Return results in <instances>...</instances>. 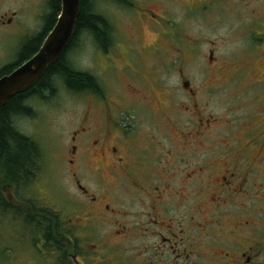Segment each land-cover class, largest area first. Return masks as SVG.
Segmentation results:
<instances>
[{"label": "flooded vegetation", "instance_id": "obj_1", "mask_svg": "<svg viewBox=\"0 0 264 264\" xmlns=\"http://www.w3.org/2000/svg\"><path fill=\"white\" fill-rule=\"evenodd\" d=\"M103 1L106 2L90 0L89 4L91 11L105 23L102 29L106 31L107 48L104 49L97 36L85 30L73 46L69 44L65 55L75 68L72 53L82 38L87 37L101 52L99 55L104 59L105 69L110 71L114 81L120 79L122 72L119 66L129 78L138 80L137 72L133 70L138 66L132 63V55H141V65L147 56L158 58L161 52L168 51L162 31L166 27L172 32L170 39L173 43L169 47L176 50L178 25L173 18L164 16L167 3H183L187 13L200 21L214 3L221 6V0H108L115 10L125 13L128 20L139 26L137 34L125 41L123 55L118 61L119 56H113L114 48L119 47L118 41H114V26L109 17L97 9V4ZM218 17L221 21V16ZM107 22L112 25L109 27ZM236 22L240 25L242 20L236 19ZM0 24L10 25L12 19L0 17ZM145 24L155 32L153 40L148 43L138 40V31L143 32L141 26ZM138 42L141 48H137L140 47ZM259 43L255 45L263 54L264 39L260 38ZM188 45L187 48L182 46L186 53L194 49L191 41ZM209 52V65L221 70V57L216 56L215 43H211ZM248 84L253 85L252 88L247 87L250 97L237 110L243 115L221 123V136L224 138L220 147H212V155L206 145V133L212 126V119L203 117L201 107L194 105V117L199 121L196 129H181L176 125L174 131L180 135L175 146L169 147L165 154L161 143H155L151 138L143 139L142 145L135 126L125 123L127 116L134 111L133 106L134 109L153 111L156 108L161 111L162 103L153 104L151 98L143 96L135 88L132 89L135 97L129 99L132 105L124 108L118 106V99H108L103 88L100 93H90L94 102L105 103L103 117L96 129L91 113L85 114L73 133V145L67 158L72 181L89 209L79 218L81 224L62 229H48V225H44L47 224V210L39 199L41 206L34 203L32 171L21 175L20 184L13 181L3 184V189H0V201H3L1 196L9 199L8 204L2 203V206L11 208L19 216H24L26 222L27 219L31 222L27 223L28 229H22L26 232V240L22 241L32 250L29 256L31 264H264V98L251 97L252 91L260 90L261 95L264 94V90L257 87L264 86V82ZM184 88L193 97L196 95L190 82H185ZM153 93L157 95L154 90ZM42 101L35 94L25 102L32 109L33 104ZM190 108L186 107V111ZM165 111L169 123H172L170 116L174 110L165 105ZM160 114L165 116L163 112ZM23 117H15L14 123ZM119 117L123 118V125ZM95 132L97 134H93ZM89 157L98 165L93 182L101 187L109 178L116 179L140 208L139 213L146 221L138 229H127L126 226L119 229L115 226L116 219L112 221L115 229H95L96 222L111 223L107 216L114 217L116 211H111L110 197L105 200L104 195L107 194H102V197L91 194L82 184ZM194 158L196 162H193ZM172 159L176 160L177 166L171 164ZM164 164L167 165L164 167ZM40 171L36 174L35 183L39 180ZM28 180H31L29 184H23ZM22 191H25V200ZM179 197L183 199L179 201ZM248 201L252 204L247 206L245 202ZM179 205L185 208L186 223L177 218ZM34 215L41 216L38 219L42 220V229L38 227L39 221L34 226ZM84 222L88 228L94 225L93 229H86ZM125 248L135 250L131 254V262L123 258Z\"/></svg>", "mask_w": 264, "mask_h": 264}, {"label": "rangeland", "instance_id": "obj_2", "mask_svg": "<svg viewBox=\"0 0 264 264\" xmlns=\"http://www.w3.org/2000/svg\"><path fill=\"white\" fill-rule=\"evenodd\" d=\"M49 1L0 0V17L12 19L10 25L0 24V70L16 63L27 41L43 31L44 18L50 12ZM182 4L167 3L164 15L169 19L173 18L178 25L176 50L169 47L173 43L170 39L172 32L166 27L162 31L165 34L167 52H161L158 58L147 56L141 65V55H132V63H137L138 66L133 69L137 72L138 80L129 78L119 66L122 73L120 79L116 74L118 79L114 81L110 71L105 69L104 59L99 55L101 52L93 46L91 40L86 39L87 37L82 38L79 47L73 51L71 60L77 71L91 74L99 80L105 96L108 99H118L116 103L119 107L132 105L129 99L135 97L133 88L142 92L143 96L151 98L153 104L162 103L161 111L156 108H153V111L146 108L134 109L133 106L134 111L127 116L126 120L129 121L125 123L135 126L142 145L143 139L151 138V141L161 143L165 154L169 147L175 146L177 136L180 135L174 131L176 125L181 129H196L199 121L194 117V105L201 107L203 117L212 119V126L206 133V145L211 153L212 147H220L224 138L221 136V123L226 119L236 120L243 115L242 111L237 110L247 97H250V89L247 87L252 88L253 85L248 83L264 82V53L261 54L260 48L255 45L260 44V38L264 39V0H221V6L214 3L201 21L196 16L189 15ZM111 8L113 7L108 0L97 4L100 13L107 15L114 26V41H118L119 47L114 48L113 56H119L120 61L122 49L126 46L125 41L137 34L136 29L139 26L128 20L125 13ZM218 16H221V21ZM236 19L242 20L240 25H237ZM141 29L143 32L138 31V40L151 42L155 32L147 24L141 26ZM189 41L194 44V49L186 53L182 46L187 48ZM211 43L216 44V56L221 57V70H215L209 65ZM137 46L141 48V43L138 42ZM127 62L129 63L128 60ZM133 70L130 69L131 72ZM185 82H190L194 87V97L184 88ZM155 85L159 88H154ZM257 87L264 90L263 85ZM57 89L55 97L32 105L33 117L24 116L16 120L15 126L23 135L37 142L43 151L39 180L36 183L34 181L31 186L36 195L33 197L34 203L38 207L41 206L39 199L45 204L47 212L53 210L60 213L64 226L75 228L81 224L79 218L89 209L87 203L80 198V191L72 181V171L67 164L69 150L73 145L71 138L88 112L92 115V121H95V128L98 129L105 103L94 102L90 93H71L63 83L57 84ZM153 90L157 95H154ZM251 94V97L264 98L260 90L252 91ZM97 104L98 106H95ZM165 105L174 110L170 116L172 123H169L167 118ZM186 107L191 108L186 111ZM160 112L165 113V116ZM119 122L123 125V118L119 117ZM196 161L194 158L193 162ZM171 164L177 166L176 160L172 159ZM166 165L164 164V167ZM97 167V163L89 157L82 184L91 194L99 197L107 194L104 195L105 200L110 197L111 211L116 212L113 213L114 217L107 216L111 223L96 222L95 229H115L112 222L115 219V226L119 229L121 226L138 229L141 223L146 221L139 213L140 208L132 201L124 185L116 179L109 178L101 187L95 184L93 174ZM1 187L0 185V189ZM22 192V198L25 200V191ZM2 199L0 264H31V247L22 241L26 240V232L22 229H28L25 217L19 216L11 208L2 206V203L6 205L9 202L6 196H1ZM178 199L180 201L183 198ZM245 203L247 206L252 204L249 201ZM185 214V208L179 205L177 218L183 219L184 223L188 220L184 218ZM245 218L249 219L247 215ZM83 225L87 226L85 222ZM93 226H87L86 229H93ZM124 252L123 258L131 262V254L135 250L125 248Z\"/></svg>", "mask_w": 264, "mask_h": 264}, {"label": "trees", "instance_id": "obj_3", "mask_svg": "<svg viewBox=\"0 0 264 264\" xmlns=\"http://www.w3.org/2000/svg\"><path fill=\"white\" fill-rule=\"evenodd\" d=\"M89 3L90 0H82V9L71 46L77 42L79 34L86 30L97 36L102 42L104 49H106L109 43L104 36L106 31L102 29L105 28V23L100 16H96L91 11ZM49 7L50 12L44 18L43 31L27 41L16 63L10 64L0 71V79L12 73L39 51L45 38L53 30L61 13V1L50 0ZM108 25L110 27V23ZM59 83H63L71 93L76 94L100 93L102 90L101 84L93 75L77 71L64 53L53 66L47 69L42 78L30 90L10 99L7 105L0 110L1 186L6 183H13V181L20 184L21 175L25 173L27 175L29 171L33 172V181H35L36 174L41 169L40 162L42 161L43 151L37 142L30 137H26L16 128L14 119L18 116L33 117V110L26 105L25 101L35 94L39 95L43 101L55 97L58 93L57 84ZM30 182L31 180H28V182L23 184H29ZM47 215V224L44 225H48V229H62L64 227L60 213L49 210ZM38 218H41V216L34 215L33 224L35 226V223L39 221L38 227L42 229V220ZM27 223L29 225L31 222L27 219Z\"/></svg>", "mask_w": 264, "mask_h": 264}, {"label": "water", "instance_id": "obj_4", "mask_svg": "<svg viewBox=\"0 0 264 264\" xmlns=\"http://www.w3.org/2000/svg\"><path fill=\"white\" fill-rule=\"evenodd\" d=\"M61 13L39 51L0 79V110L16 95L30 90L66 52L77 28L82 0H60Z\"/></svg>", "mask_w": 264, "mask_h": 264}]
</instances>
